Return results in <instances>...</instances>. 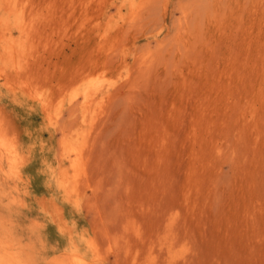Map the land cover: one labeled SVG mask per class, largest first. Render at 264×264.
<instances>
[{"label":"rangeland","instance_id":"374dc122","mask_svg":"<svg viewBox=\"0 0 264 264\" xmlns=\"http://www.w3.org/2000/svg\"><path fill=\"white\" fill-rule=\"evenodd\" d=\"M264 264V0H0V264Z\"/></svg>","mask_w":264,"mask_h":264},{"label":"bare ground","instance_id":"6f19581e","mask_svg":"<svg viewBox=\"0 0 264 264\" xmlns=\"http://www.w3.org/2000/svg\"><path fill=\"white\" fill-rule=\"evenodd\" d=\"M72 259L69 258V262L66 263L65 260H63V262H61V264H82L80 258H78L77 256H71Z\"/></svg>","mask_w":264,"mask_h":264}]
</instances>
